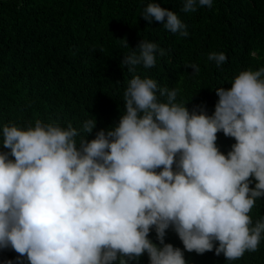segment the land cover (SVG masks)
I'll use <instances>...</instances> for the list:
<instances>
[{"label":"clouds","instance_id":"9594fccd","mask_svg":"<svg viewBox=\"0 0 264 264\" xmlns=\"http://www.w3.org/2000/svg\"><path fill=\"white\" fill-rule=\"evenodd\" d=\"M197 3L211 8L213 0H183L182 11L196 12ZM142 17L189 35L178 15L155 0ZM136 49L122 61L133 73L139 65L154 67L158 51L165 55L145 40ZM208 60L219 67L227 56L212 52ZM187 67L199 72L196 64ZM231 84L216 89L208 115L176 102L179 88L134 75L118 125L91 140L96 119L79 132L41 120L5 124L0 250L11 248L28 264H128L145 253L150 264H188L184 251L214 250L226 261L256 252L264 221L253 222L250 213L264 197V67L240 71ZM219 132L235 140L226 155L216 143ZM170 228L184 251L165 243ZM153 229L159 246L149 238Z\"/></svg>","mask_w":264,"mask_h":264},{"label":"trees","instance_id":"16d2710c","mask_svg":"<svg viewBox=\"0 0 264 264\" xmlns=\"http://www.w3.org/2000/svg\"><path fill=\"white\" fill-rule=\"evenodd\" d=\"M150 2L0 0V132L9 122L27 126L36 120L71 124L79 132L84 121L96 119L87 136L94 139L98 131L117 126L125 114L124 92L134 75L155 79L170 90L179 88L176 102L187 103L190 112L203 107L212 115L216 89L231 88L240 71L264 67V0H213L211 8L197 3L191 13L182 11L183 0H155L187 25V37L154 19L149 24L142 14ZM141 40L156 43L165 55L158 51L154 67L139 65L133 73L122 61L133 51L139 54ZM212 52H223L227 61L217 67L208 60ZM190 64L198 65L199 72ZM217 136L226 155L235 140L223 132ZM250 187H255L254 180ZM250 215L253 222L264 221V197ZM149 238L159 246L154 229ZM165 243L184 251L171 228ZM17 257L11 248L0 250V264H28ZM184 258L188 264H264V238L256 252H245L239 260L226 261L214 250L202 255L184 251ZM128 264H150L148 254Z\"/></svg>","mask_w":264,"mask_h":264}]
</instances>
